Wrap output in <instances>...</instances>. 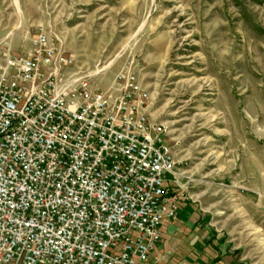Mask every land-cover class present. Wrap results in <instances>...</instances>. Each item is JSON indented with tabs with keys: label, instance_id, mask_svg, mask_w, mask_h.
Wrapping results in <instances>:
<instances>
[{
	"label": "built area",
	"instance_id": "built-area-1",
	"mask_svg": "<svg viewBox=\"0 0 264 264\" xmlns=\"http://www.w3.org/2000/svg\"><path fill=\"white\" fill-rule=\"evenodd\" d=\"M76 62L44 26L29 54L0 57V264H147L179 219L150 91L132 71L102 87Z\"/></svg>",
	"mask_w": 264,
	"mask_h": 264
},
{
	"label": "rangeland",
	"instance_id": "rangeland-1",
	"mask_svg": "<svg viewBox=\"0 0 264 264\" xmlns=\"http://www.w3.org/2000/svg\"><path fill=\"white\" fill-rule=\"evenodd\" d=\"M42 26L102 87L137 73L176 146L180 216L197 204L229 233L223 260L264 264V0H0V57Z\"/></svg>",
	"mask_w": 264,
	"mask_h": 264
},
{
	"label": "crops",
	"instance_id": "crops-1",
	"mask_svg": "<svg viewBox=\"0 0 264 264\" xmlns=\"http://www.w3.org/2000/svg\"><path fill=\"white\" fill-rule=\"evenodd\" d=\"M185 205L178 220H168L163 224L162 240L147 264H231L223 260L233 245L228 239L229 233L219 231L212 223L201 222L197 218L201 214L197 204ZM188 210L192 212L189 214ZM238 248L235 245V250ZM155 257L160 260L154 261ZM232 264L247 263L242 260Z\"/></svg>",
	"mask_w": 264,
	"mask_h": 264
},
{
	"label": "trees",
	"instance_id": "trees-1",
	"mask_svg": "<svg viewBox=\"0 0 264 264\" xmlns=\"http://www.w3.org/2000/svg\"><path fill=\"white\" fill-rule=\"evenodd\" d=\"M177 199H178L179 203H180V202H184V203H185V202L188 201V200L186 199V197H184V196L181 197V196H178V195H177Z\"/></svg>",
	"mask_w": 264,
	"mask_h": 264
}]
</instances>
